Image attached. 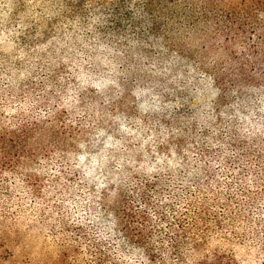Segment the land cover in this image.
Instances as JSON below:
<instances>
[{"label": "trees", "instance_id": "16d2710c", "mask_svg": "<svg viewBox=\"0 0 264 264\" xmlns=\"http://www.w3.org/2000/svg\"><path fill=\"white\" fill-rule=\"evenodd\" d=\"M151 1L0 0V45H17L10 56L0 52V264H106L108 255L120 264L116 254L127 264H248L236 255L240 248L256 250V264H264V51L258 48L230 55L223 70H200L196 78L190 63L186 78L170 79L184 92L186 137L198 131L190 143L196 152L177 174L141 182L137 201L115 206L117 241L89 231L95 225L89 215L76 217L80 206L75 210L66 183L56 190L64 165H52L40 144L26 147L44 143L50 117L75 110L84 96L94 107L124 95L143 102L161 89L169 64L154 66L162 45L146 18ZM232 17L230 9L223 15L220 35L231 34ZM58 67L70 79L57 90L49 72ZM45 160L57 175L48 189Z\"/></svg>", "mask_w": 264, "mask_h": 264}, {"label": "rangeland", "instance_id": "374dc122", "mask_svg": "<svg viewBox=\"0 0 264 264\" xmlns=\"http://www.w3.org/2000/svg\"><path fill=\"white\" fill-rule=\"evenodd\" d=\"M229 9L234 13L233 30L220 35L218 28ZM145 12L162 45L154 64L156 71L169 64V74L161 78V89L146 93L143 102L134 95H124L109 102L95 101L94 107L90 105L94 100L84 96L75 110H60L59 117H50L44 139H40L44 143L26 146L32 150L40 144L39 152L47 154L52 165H64L57 174L61 184L56 190L66 183L64 190H71L75 210L80 206L76 217L89 215L95 223L89 231L112 241L121 237V225L112 218L121 201H137L141 182L156 175L177 174L182 163L191 161L196 152L190 143L197 142L198 131L189 130L186 137L184 92L169 83L170 79L176 75L186 78L190 63L198 69L195 76L199 78L200 70L225 69L230 55L239 56L254 48L264 51V0H207V5L205 0H152ZM16 35L19 40L21 34ZM189 36L196 41L194 46L186 39ZM16 48L9 41L0 45V52L10 56ZM66 68L49 72L53 89L66 88L70 79ZM51 131L56 139L48 143ZM26 160L22 158L23 165ZM48 161L42 165L49 170L41 174L46 189L57 177L51 175L55 172ZM144 201L148 203L147 197ZM236 255L248 264H256L260 258L256 250L246 248L238 249ZM106 261L114 264L111 255Z\"/></svg>", "mask_w": 264, "mask_h": 264}, {"label": "clouds", "instance_id": "9594fccd", "mask_svg": "<svg viewBox=\"0 0 264 264\" xmlns=\"http://www.w3.org/2000/svg\"><path fill=\"white\" fill-rule=\"evenodd\" d=\"M89 27H91V25ZM186 39L189 41H192L193 46L195 45L196 41L194 40L193 37L189 36ZM149 171H150V169H149ZM82 219H83V217H82ZM86 223H91V221H86ZM129 255H131V254H129ZM115 257H116V260L119 259L120 264H127L126 259L124 257L119 256V254H116Z\"/></svg>", "mask_w": 264, "mask_h": 264}]
</instances>
